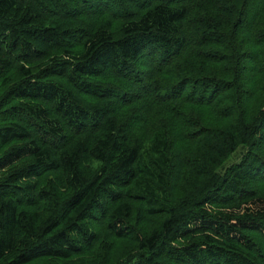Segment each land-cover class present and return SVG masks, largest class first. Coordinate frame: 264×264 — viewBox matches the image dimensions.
Here are the masks:
<instances>
[{"label": "trees", "instance_id": "obj_1", "mask_svg": "<svg viewBox=\"0 0 264 264\" xmlns=\"http://www.w3.org/2000/svg\"><path fill=\"white\" fill-rule=\"evenodd\" d=\"M0 264H264V0H0Z\"/></svg>", "mask_w": 264, "mask_h": 264}, {"label": "rangeland", "instance_id": "obj_2", "mask_svg": "<svg viewBox=\"0 0 264 264\" xmlns=\"http://www.w3.org/2000/svg\"><path fill=\"white\" fill-rule=\"evenodd\" d=\"M234 160V158H231L228 160V163L232 162Z\"/></svg>", "mask_w": 264, "mask_h": 264}, {"label": "bare ground", "instance_id": "obj_3", "mask_svg": "<svg viewBox=\"0 0 264 264\" xmlns=\"http://www.w3.org/2000/svg\"><path fill=\"white\" fill-rule=\"evenodd\" d=\"M59 43V42H58ZM79 43V42H78ZM66 44V43H65ZM74 47V46H73ZM78 47V46H77ZM157 59V58H156ZM46 63V62H45ZM58 82V81H57Z\"/></svg>", "mask_w": 264, "mask_h": 264}]
</instances>
